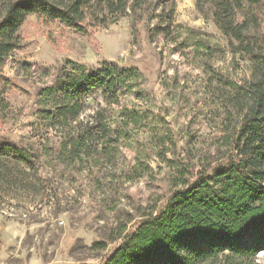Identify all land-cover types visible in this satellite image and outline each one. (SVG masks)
Segmentation results:
<instances>
[{
  "label": "rangeland",
  "instance_id": "1",
  "mask_svg": "<svg viewBox=\"0 0 264 264\" xmlns=\"http://www.w3.org/2000/svg\"><path fill=\"white\" fill-rule=\"evenodd\" d=\"M167 2L150 0L136 32L130 11L87 33L27 18L3 69L0 145L22 150L34 168L0 167V264H101L183 177L191 183L228 156L252 61L231 50L205 0H175L170 23ZM105 64L125 81L117 102L84 86L79 119L45 118L46 87L85 84ZM97 110L101 130L71 152L63 142ZM254 264H264V250Z\"/></svg>",
  "mask_w": 264,
  "mask_h": 264
},
{
  "label": "trees",
  "instance_id": "2",
  "mask_svg": "<svg viewBox=\"0 0 264 264\" xmlns=\"http://www.w3.org/2000/svg\"><path fill=\"white\" fill-rule=\"evenodd\" d=\"M149 1L0 0V109L9 107L1 85L10 79L3 69L21 47L20 30L30 15L87 33L90 27L106 25L130 11L136 32ZM167 1L170 23L175 0ZM205 2L231 50L246 54L253 66L252 80L239 86L237 94L242 100L238 129L234 135H225L230 151L209 174L191 183L183 177L184 187L175 190L155 214L147 215L101 264H254L256 254L264 250V0ZM198 8L206 13L204 3L199 2ZM124 84L117 69L105 64L85 76V84L75 79L63 87L59 83L46 87L42 94L53 109L44 111V116L54 125L68 124L85 110L84 86L101 88L107 101L117 102ZM59 90L64 91L62 100ZM100 114L97 110L91 124L64 141L65 147L75 153L87 146L92 132L102 128ZM11 165L34 168L22 150L0 145V167Z\"/></svg>",
  "mask_w": 264,
  "mask_h": 264
}]
</instances>
